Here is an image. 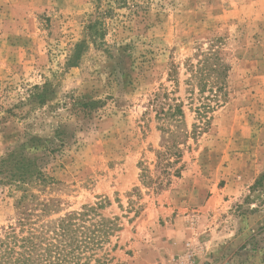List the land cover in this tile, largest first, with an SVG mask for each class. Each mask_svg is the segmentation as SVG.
I'll use <instances>...</instances> for the list:
<instances>
[{"label": "rangeland", "instance_id": "1", "mask_svg": "<svg viewBox=\"0 0 264 264\" xmlns=\"http://www.w3.org/2000/svg\"><path fill=\"white\" fill-rule=\"evenodd\" d=\"M123 1L0 0V159L38 138L46 149L30 153L49 177L26 194L0 180V240L39 203L52 204L44 221L92 205L114 228L103 264H264V0ZM103 11L105 44L66 67ZM209 52L227 98L204 122L187 63ZM45 83L37 106L28 96ZM164 91L181 118L155 117Z\"/></svg>", "mask_w": 264, "mask_h": 264}, {"label": "trees", "instance_id": "2", "mask_svg": "<svg viewBox=\"0 0 264 264\" xmlns=\"http://www.w3.org/2000/svg\"><path fill=\"white\" fill-rule=\"evenodd\" d=\"M115 1L117 5L124 4L123 0ZM93 2L98 5L101 0ZM106 12L98 13L94 20L85 24L82 38L69 49L66 67L76 66L89 45L100 48L105 44V18L102 14ZM187 70L188 99L199 101L195 112L206 122L207 113L213 111L220 102L226 101V67L216 54L209 52L195 64L188 62ZM176 74L175 68L169 74L175 82ZM46 85H35L28 96L29 101L37 106L43 105L48 92ZM151 103L158 106L156 118L168 120L183 116V103L178 98H170L167 91L155 93ZM41 148L46 149L43 141L28 137L25 143L9 151L0 159V176L4 175L0 180L14 185L15 189H24V194L28 191L25 186L46 183L49 177L39 168V157L30 153ZM259 183L260 180L255 185ZM24 198L19 202L21 208H24ZM51 205L39 203V208H36L39 213H36L34 219L29 212L22 213L25 216L19 222L20 227H15V235L10 237L9 234L6 240H0V264H87L89 260H93V264H103L102 256L96 257V252L109 242L114 228L112 225L107 226V220L100 219L101 215L96 214L98 206L83 205L79 211H71L55 220L44 221L43 217L49 213ZM96 217L99 220H95ZM93 218L94 222H91ZM82 259L84 260L81 262Z\"/></svg>", "mask_w": 264, "mask_h": 264}, {"label": "crops", "instance_id": "3", "mask_svg": "<svg viewBox=\"0 0 264 264\" xmlns=\"http://www.w3.org/2000/svg\"><path fill=\"white\" fill-rule=\"evenodd\" d=\"M171 252L174 254H181L185 250L184 243H183V236L182 234H178L176 237L175 245L171 247Z\"/></svg>", "mask_w": 264, "mask_h": 264}]
</instances>
